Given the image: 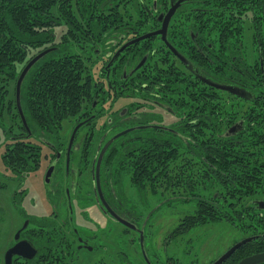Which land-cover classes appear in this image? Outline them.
<instances>
[{
  "label": "flooded vegetation",
  "instance_id": "obj_1",
  "mask_svg": "<svg viewBox=\"0 0 264 264\" xmlns=\"http://www.w3.org/2000/svg\"><path fill=\"white\" fill-rule=\"evenodd\" d=\"M177 1L152 0L146 23L101 26L96 46L83 44V61V53L96 55L85 72L90 86L79 111L65 119L60 134H37V168L9 175L17 182L12 202L21 219L3 264L17 243L22 253L13 255L12 264H203L199 239L190 235L192 228L185 230L201 219L197 199L207 201L212 213L218 205L220 221H228L230 182L223 176L244 172L247 163L261 173L264 65L246 23L238 47L226 40L230 29L215 19L192 21L227 9L218 1L184 0L165 26ZM197 73L245 95L210 85ZM218 143L227 150H217ZM36 171L42 173L47 212L27 210L24 181ZM258 201L264 198L251 200L264 209ZM165 221L172 224L162 231Z\"/></svg>",
  "mask_w": 264,
  "mask_h": 264
},
{
  "label": "trees",
  "instance_id": "obj_2",
  "mask_svg": "<svg viewBox=\"0 0 264 264\" xmlns=\"http://www.w3.org/2000/svg\"><path fill=\"white\" fill-rule=\"evenodd\" d=\"M130 1L136 12V20L126 10L121 11L126 0H0V121L4 116L12 115L9 142L5 145L2 159L5 169L12 175L37 168L42 149L41 143L36 140L37 134L43 133L48 138L60 134L65 119L79 111L82 96L87 93L90 85L89 76L84 72L85 63L80 55L81 51L77 48L81 49L87 43L93 45L100 32H104L101 26L104 28L105 25L121 22L144 24L147 21L145 3L141 0ZM210 1L204 0V3L209 5ZM214 1L219 2V7L227 9H218L216 13H212L214 18L209 12L194 15L192 21L207 23L215 19V22L230 29L226 40H230L231 46L238 47L242 43L245 23L249 21L254 43L260 50L264 65V0ZM57 27L66 28L60 41H57ZM52 46L56 48L33 65L21 87L22 108L32 134H27L20 119L19 131L14 132L12 108L19 118L16 105V82L22 70L19 67L34 56L29 55L31 50L38 52ZM11 80L15 81L14 97L7 98L8 83ZM262 82L261 101L264 103V73ZM260 145L261 173H256L255 166L247 163L248 167L244 172L232 169L227 173L228 176H223L230 182L227 190L229 198L241 203L240 211L243 212L237 215L239 207H233L227 220L244 237L254 238L239 247L222 264H236L246 256L264 251V209L251 202L252 199L264 198V142ZM248 147L249 144H245L246 152ZM217 150H227L226 144L218 143ZM220 157L223 163L224 158ZM246 159L251 160L249 155ZM156 161L159 162V158ZM234 162L237 163L236 160ZM219 198L221 197L215 198V201ZM197 201L200 223H204V217L208 215L211 217L209 222L221 219L219 216H222V212L218 205L212 213L207 201L201 198ZM194 223H186L185 230L194 226Z\"/></svg>",
  "mask_w": 264,
  "mask_h": 264
},
{
  "label": "rangeland",
  "instance_id": "obj_3",
  "mask_svg": "<svg viewBox=\"0 0 264 264\" xmlns=\"http://www.w3.org/2000/svg\"><path fill=\"white\" fill-rule=\"evenodd\" d=\"M145 3L146 9H148L151 6L152 0H141ZM130 0L127 1L121 6V11H127L131 14L132 18L136 20V12L134 9L133 4H130ZM146 23V20H145ZM246 24L249 25V21H246ZM57 34V41H60V38L62 34L66 32L65 27H57L56 29ZM250 36V31L247 33L246 37ZM245 41L249 43L246 38ZM96 46L94 43L91 48L93 49ZM77 50L81 51V49L77 48ZM34 52V53H33ZM37 51L31 50L29 55H34ZM84 55V63H85V70L84 72L89 71V67L91 65V62L93 58L96 55V52L91 53H83ZM29 57V56H28ZM24 64L20 65L19 69L23 67ZM14 85L15 81L11 80L8 83V95L7 98H13L14 97ZM222 94L221 92H218ZM187 97V96H184ZM190 100V99H189ZM217 102H223L222 100H216ZM235 102V100H232ZM199 102H207L206 99H200ZM13 111V119H14V132H18V123L19 118L17 117L16 111L14 108H12ZM12 115L8 114L3 117V119L0 121V264L4 263V252L9 244V241L14 233V226L16 224V220H20L21 217L16 210L14 203L12 202V195L13 190L16 186V181L12 180L9 175H12V173L7 169H5L2 154L5 149V145L7 142H9V126H12L11 121ZM40 172V173H39ZM8 175V176H7ZM41 177L42 173L41 171H36L33 173H30L26 176V179L24 181V187H26L28 191L27 198L29 199L31 203L26 205L28 212H34L33 209L37 210L38 212H47L50 206L48 205V201H46L45 198V192L43 189V185L41 183ZM202 178L203 183L206 184V180ZM204 192L208 194V191L203 189ZM213 190H211L212 192ZM186 206L190 209H192L191 202H187ZM234 203V204H233ZM231 209L233 207H239V212L237 215L242 214L243 212L241 210V203H237V201L232 200L231 201ZM25 205V206H26ZM178 205V203H176ZM33 207V208H32ZM179 207V206H178ZM195 207V206H194ZM182 208H184L182 206ZM236 210V209H235ZM175 220V219H174ZM201 221V220H199ZM172 224L171 222L165 221L162 225V231L168 228ZM193 230L191 231V236H195L199 239V246H198V253L199 258L202 259V263H207L211 258H215L216 256L220 255L221 253L225 252L229 247L234 245L236 242L240 241L244 238V235L237 230V227L232 225L228 221L224 220H217V221H211V222H204V223H194V226L190 227ZM202 239V242H201ZM212 247H214L212 249ZM212 249V252H211Z\"/></svg>",
  "mask_w": 264,
  "mask_h": 264
},
{
  "label": "water",
  "instance_id": "obj_4",
  "mask_svg": "<svg viewBox=\"0 0 264 264\" xmlns=\"http://www.w3.org/2000/svg\"><path fill=\"white\" fill-rule=\"evenodd\" d=\"M184 0H178L175 4L172 5V7L169 9L165 19H164V25L167 26L168 22L170 21L172 15L174 14L176 7ZM155 33H162V30L156 31ZM150 34H145L143 36H141L140 38H144L149 36ZM54 49V47H49L46 48L38 53H36L31 59H29V61L25 64V66L22 68L17 82H16V105L18 108V112L20 114L21 119L23 120V124L25 126V128L27 129V131L30 134V128L28 126V123L25 119L24 116V112L21 106V101H20V97H21V87H22V83L26 77V75L28 74V72L30 71V69L33 67V65L40 60L43 56H45L48 52L52 51ZM174 50V49H173ZM175 52L177 53V51L175 50ZM197 75L199 76V78L203 81H205L206 83L216 86L217 88L220 89H231V91L235 92L236 94H240V95H245V91L243 89H237L234 86H228V85H219L216 84L212 81H210L209 79L203 77L200 73H197ZM76 130V129H75ZM75 130L73 132V136L75 133ZM72 136V137H73ZM259 205H262L260 207H264V201H258ZM16 236H19V232L17 233ZM254 237L253 236H248V237H244L243 239H241L240 241L236 242L234 245H232L231 247H229L224 253H222L217 259H215L211 264H222L223 262H225L239 247H241L243 244L251 241ZM18 244H15L13 247L9 248L5 254V264H12V258L14 254H21L22 252L18 249ZM25 255V254H23ZM264 263V251L263 252H258L255 254H251L249 256H246L244 258H242L239 262H237L236 264H263Z\"/></svg>",
  "mask_w": 264,
  "mask_h": 264
}]
</instances>
